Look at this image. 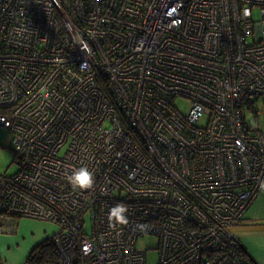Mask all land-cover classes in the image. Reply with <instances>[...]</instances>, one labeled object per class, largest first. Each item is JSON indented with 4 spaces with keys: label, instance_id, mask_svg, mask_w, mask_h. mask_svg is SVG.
I'll return each mask as SVG.
<instances>
[{
    "label": "built area",
    "instance_id": "built-area-1",
    "mask_svg": "<svg viewBox=\"0 0 264 264\" xmlns=\"http://www.w3.org/2000/svg\"><path fill=\"white\" fill-rule=\"evenodd\" d=\"M260 97L264 0H0L18 167L0 176V225L54 226L60 264H148L147 235L155 264H245L230 229L264 186L244 116ZM80 167L92 189L68 183ZM117 203L126 225L109 222Z\"/></svg>",
    "mask_w": 264,
    "mask_h": 264
},
{
    "label": "crops",
    "instance_id": "crops-1",
    "mask_svg": "<svg viewBox=\"0 0 264 264\" xmlns=\"http://www.w3.org/2000/svg\"><path fill=\"white\" fill-rule=\"evenodd\" d=\"M259 195L248 208L241 224L234 226L230 232L240 241L244 251L256 264H264V186ZM51 234H54V227ZM45 228L41 234V230ZM50 234V235H51ZM46 227L29 228L18 222L15 231L0 234V255L5 264H25L34 246L43 242L47 236Z\"/></svg>",
    "mask_w": 264,
    "mask_h": 264
},
{
    "label": "rangeland",
    "instance_id": "rangeland-1",
    "mask_svg": "<svg viewBox=\"0 0 264 264\" xmlns=\"http://www.w3.org/2000/svg\"><path fill=\"white\" fill-rule=\"evenodd\" d=\"M180 104H177L179 106ZM246 128L258 130L264 135V97L258 98L252 105V108L246 110ZM12 135L8 130L0 129V175L12 176L17 172V165L14 162L12 152ZM20 224L29 228L46 227L47 235L51 234V228L48 223L39 222L35 220L21 219ZM89 231V225L86 226ZM45 228L41 230V234ZM158 238L147 235L139 238L137 242V249L146 251L148 256V264H155L158 259V253L154 250L158 247ZM152 249L153 252H149ZM8 264L10 261L8 260Z\"/></svg>",
    "mask_w": 264,
    "mask_h": 264
},
{
    "label": "trees",
    "instance_id": "trees-1",
    "mask_svg": "<svg viewBox=\"0 0 264 264\" xmlns=\"http://www.w3.org/2000/svg\"><path fill=\"white\" fill-rule=\"evenodd\" d=\"M104 84L105 83H100L99 85L103 86ZM245 119H246V117H245ZM245 123H246V120H245ZM247 129H250V128H247ZM255 130H253V131H255ZM12 149H13V146H12ZM12 152H13V150H12ZM13 157H14V155H13ZM17 170H18V167H17ZM0 176L11 177V176H6V175H0ZM21 219H23V218H19V217L16 218V216H11L10 218H8L5 223L0 225V234L4 233V232H6V233L12 232L13 233L15 231L16 227L18 226V222H20ZM239 224H241V222ZM52 227H54V226H52ZM54 229H55V227H54ZM240 251H241L240 256H242L241 258L244 259L245 264H256L254 262V260L247 254V252L244 251V248L242 245H240ZM57 257L58 256L56 254V249L54 248L53 244L50 243L49 236H47V238L43 242L39 243L37 246H34L32 251L29 253L27 259H25L26 260L25 264H60L59 258H57ZM2 260L3 259L1 258V255H0V264H5V262Z\"/></svg>",
    "mask_w": 264,
    "mask_h": 264
},
{
    "label": "clouds",
    "instance_id": "clouds-1",
    "mask_svg": "<svg viewBox=\"0 0 264 264\" xmlns=\"http://www.w3.org/2000/svg\"><path fill=\"white\" fill-rule=\"evenodd\" d=\"M67 180L74 190L80 191L92 189L95 183L92 172L86 167L74 169L67 177ZM127 213L128 208L122 203H117L109 211V222L113 225H126L128 223Z\"/></svg>",
    "mask_w": 264,
    "mask_h": 264
}]
</instances>
